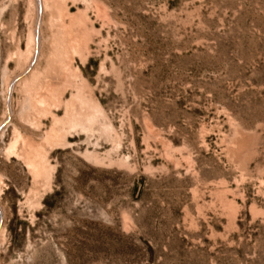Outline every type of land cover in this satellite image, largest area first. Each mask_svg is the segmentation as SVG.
Instances as JSON below:
<instances>
[{
	"label": "rangeland",
	"instance_id": "1",
	"mask_svg": "<svg viewBox=\"0 0 264 264\" xmlns=\"http://www.w3.org/2000/svg\"><path fill=\"white\" fill-rule=\"evenodd\" d=\"M0 264H264V0H0Z\"/></svg>",
	"mask_w": 264,
	"mask_h": 264
}]
</instances>
